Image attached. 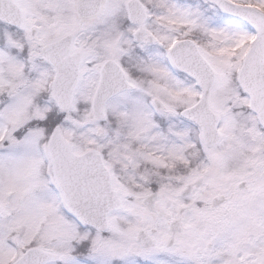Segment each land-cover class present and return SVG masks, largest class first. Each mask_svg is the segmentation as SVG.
<instances>
[{"label": "snow or ice", "instance_id": "obj_1", "mask_svg": "<svg viewBox=\"0 0 264 264\" xmlns=\"http://www.w3.org/2000/svg\"><path fill=\"white\" fill-rule=\"evenodd\" d=\"M0 264H264V0H0Z\"/></svg>", "mask_w": 264, "mask_h": 264}]
</instances>
